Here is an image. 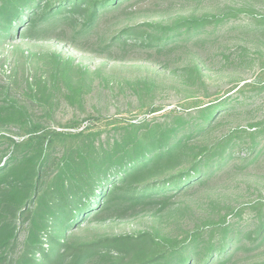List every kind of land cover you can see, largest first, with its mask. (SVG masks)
Returning a JSON list of instances; mask_svg holds the SVG:
<instances>
[{
    "label": "trees",
    "instance_id": "1",
    "mask_svg": "<svg viewBox=\"0 0 264 264\" xmlns=\"http://www.w3.org/2000/svg\"><path fill=\"white\" fill-rule=\"evenodd\" d=\"M128 1L0 0V47L22 38L39 39L48 34L42 28L52 23L81 27L86 34ZM239 12L229 9L176 25L143 23L124 29L116 41L123 48L161 50L217 29ZM257 20L264 32V18ZM243 87L234 92L243 93ZM233 94L198 107L194 114L133 123L112 140L97 141L33 122L26 107L0 92L6 98L0 103V128L15 125L24 131L18 139L0 136L8 145V153L0 157V264H88L96 258L108 264H236L242 253L248 258L264 246L262 201L247 206L254 211L248 218L244 206L232 209L222 222L206 223L182 239L138 232L91 242L67 240L82 225L122 218L204 185L230 168L237 148L249 154L244 164L257 162L263 123L254 131L236 129L213 144L194 142L235 108ZM21 220L27 225L25 238L12 257Z\"/></svg>",
    "mask_w": 264,
    "mask_h": 264
},
{
    "label": "rangeland",
    "instance_id": "2",
    "mask_svg": "<svg viewBox=\"0 0 264 264\" xmlns=\"http://www.w3.org/2000/svg\"><path fill=\"white\" fill-rule=\"evenodd\" d=\"M229 9L240 12L217 29L210 27L177 46L123 48L116 41L128 27L176 25ZM260 18H264V0H130L86 34L81 27L52 23L42 28L48 34L39 39L4 43L0 47V92H8L11 100L26 107L33 122L66 133L82 132L83 138L97 141L112 140L133 123L165 122L194 114L198 107L235 93L232 97L238 100L231 103L235 108L194 141L213 144L236 129L254 131L257 124H264ZM246 83L251 84L243 87ZM240 87L243 93L234 92ZM3 99L0 97V103ZM153 110L157 112L151 114ZM23 133L15 125L0 128V136L18 139ZM263 147L264 136L257 162L244 164L249 154L237 148L230 168L204 185L122 218L82 225L69 232L67 240L91 242L138 232L182 239L206 223L222 222L232 209L264 203ZM7 153L4 140L0 157ZM247 211L246 218L254 213ZM26 226L23 220L18 223L19 243L17 250L10 252L12 257L21 248ZM246 255L242 253L236 264L263 262L264 246L250 252L248 258ZM107 262L96 258L88 264Z\"/></svg>",
    "mask_w": 264,
    "mask_h": 264
}]
</instances>
